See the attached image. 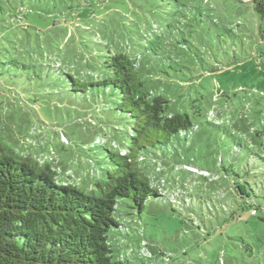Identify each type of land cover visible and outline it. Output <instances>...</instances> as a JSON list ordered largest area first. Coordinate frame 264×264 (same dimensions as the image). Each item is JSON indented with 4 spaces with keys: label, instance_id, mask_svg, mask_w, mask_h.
I'll return each instance as SVG.
<instances>
[{
    "label": "rangeland",
    "instance_id": "rangeland-1",
    "mask_svg": "<svg viewBox=\"0 0 264 264\" xmlns=\"http://www.w3.org/2000/svg\"><path fill=\"white\" fill-rule=\"evenodd\" d=\"M55 1L63 3L42 0L37 6L20 0L14 5L49 13L47 4L52 7ZM180 2L199 9L201 15L172 5L165 12L167 5L161 0L151 4L157 10L153 18L168 20L175 52L167 51L168 75L160 72L162 56H152L147 65L162 80L159 92L199 124L196 141L183 150L184 162L195 167L145 163L154 188L173 200V206L159 201L147 204L140 215L146 240L136 224L138 238L118 241L120 258L127 264H264V193L254 185L261 186L264 172L260 164L247 170L248 156L237 160L231 152L234 144H243L264 157V17L249 0ZM5 4L0 0L7 10ZM87 9L91 16L75 12V24L52 13L28 15L23 21L7 17V25L0 27L3 139L18 152L56 162L59 182L86 190L99 171L86 161L82 148L98 135L103 137L100 127L105 126L110 135L115 124L121 130L127 126L111 112L93 113L99 119L94 125L82 120L87 108H69V98L55 81L57 75L47 66L61 65L89 80L92 71L83 58L93 59L106 44L114 47L119 38L124 41L120 35L132 20L130 15L129 20L121 17L115 8L107 15L99 7ZM0 16H6L4 10ZM235 182L250 192L248 183L254 188L249 201L235 192ZM123 203L130 211V202ZM151 242L169 256L157 259Z\"/></svg>",
    "mask_w": 264,
    "mask_h": 264
},
{
    "label": "trees",
    "instance_id": "trees-1",
    "mask_svg": "<svg viewBox=\"0 0 264 264\" xmlns=\"http://www.w3.org/2000/svg\"><path fill=\"white\" fill-rule=\"evenodd\" d=\"M17 1L20 0H6L7 10L0 6V11L6 13L5 17L0 16V27L7 25V17L23 21L28 15L52 13L65 17L68 24H75L78 15L75 12H81V17L91 16L88 7H99L105 10V15L113 8L118 9L116 13L127 20L131 16L120 35L124 41L118 37L116 46L106 44L100 55L83 58L92 71L89 80L74 76L61 65L47 66L57 75L55 81L60 82L61 94L69 98V108H87L82 120L94 125L99 119L93 113L111 112L127 127L121 130L115 124L110 135L105 126L100 127L103 137L98 135L82 148L86 161L96 166L100 175L94 171L95 181L88 182L86 190L59 182L56 162L37 160L6 143L0 111V264H127L120 258L118 241L128 243L138 238L136 224H140L146 240L140 215L147 204L159 201L173 206V200L154 188L145 163L193 166L184 162L183 150L196 141L199 124L192 121L189 113L175 109L174 102L159 92L162 80L147 65L152 56H162L160 72L167 74L164 61L168 58L167 51L175 52L174 32L168 20L153 18L157 14L155 5H151L155 0H69V3L63 0V3L55 1L52 7L48 3L47 8L52 10L49 13L40 7L24 9L14 5ZM30 1L38 6L42 0ZM161 1L167 5L165 12L173 6L191 10L180 0ZM249 1L264 17V0ZM118 4L126 10L122 11ZM192 11L195 16L201 15L199 9ZM118 136L121 142L115 140ZM231 152L237 160L248 156L247 170L260 164L259 169L264 172L263 156L244 149L243 144H234ZM220 158L223 166L222 154ZM253 175L257 178L255 172ZM261 175V186L256 182L254 185L264 193V173ZM234 185L235 192L247 201L251 192L255 194L249 183L251 192L240 182ZM123 200L130 202V211ZM151 243L150 249L157 259L169 256Z\"/></svg>",
    "mask_w": 264,
    "mask_h": 264
},
{
    "label": "built area",
    "instance_id": "built-area-1",
    "mask_svg": "<svg viewBox=\"0 0 264 264\" xmlns=\"http://www.w3.org/2000/svg\"><path fill=\"white\" fill-rule=\"evenodd\" d=\"M252 214L256 215V210L252 211Z\"/></svg>",
    "mask_w": 264,
    "mask_h": 264
}]
</instances>
